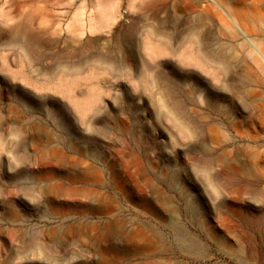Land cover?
Returning <instances> with one entry per match:
<instances>
[{
	"label": "rangeland",
	"instance_id": "rangeland-1",
	"mask_svg": "<svg viewBox=\"0 0 264 264\" xmlns=\"http://www.w3.org/2000/svg\"><path fill=\"white\" fill-rule=\"evenodd\" d=\"M214 2L0 0V264H264V0Z\"/></svg>",
	"mask_w": 264,
	"mask_h": 264
},
{
	"label": "bare ground",
	"instance_id": "bare-ground-1",
	"mask_svg": "<svg viewBox=\"0 0 264 264\" xmlns=\"http://www.w3.org/2000/svg\"><path fill=\"white\" fill-rule=\"evenodd\" d=\"M207 1L214 2L213 0H207ZM218 1H219V0H218ZM214 3H217V0H216V2H214ZM214 3H213V4H214ZM214 5H215V4H214ZM217 5H218V3H217ZM217 5H216V6H217ZM219 5H220L219 7L221 8V5H223V4H219ZM222 9H223V8H222ZM227 13H228V12H227ZM229 16H230V15H229ZM230 18H232V16H231ZM233 24H234V22H233ZM229 26H230V25H229ZM250 41H251V39H250ZM242 42H244V41H242ZM247 42H248V41H247ZM251 42H252V41H251ZM253 50H255V49H253ZM258 54H259L260 56H259ZM258 54L256 53V55H258V58L261 57V58L264 60V57L260 54V52H258ZM261 58H259V59H261ZM217 74H218V73H217ZM219 77H220V75H219ZM199 159H200V158H199ZM210 188H211V187H210ZM245 191H246V190H245Z\"/></svg>",
	"mask_w": 264,
	"mask_h": 264
}]
</instances>
